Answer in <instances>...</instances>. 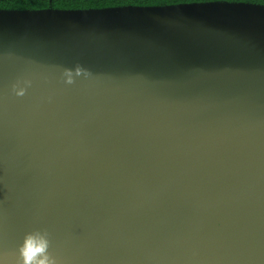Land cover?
<instances>
[{
    "label": "water",
    "instance_id": "water-1",
    "mask_svg": "<svg viewBox=\"0 0 264 264\" xmlns=\"http://www.w3.org/2000/svg\"><path fill=\"white\" fill-rule=\"evenodd\" d=\"M13 84L64 117L91 95L87 127L117 134L17 116L0 136L2 264L35 232L57 264H264V4L0 10V95Z\"/></svg>",
    "mask_w": 264,
    "mask_h": 264
},
{
    "label": "bare ground",
    "instance_id": "bare-ground-1",
    "mask_svg": "<svg viewBox=\"0 0 264 264\" xmlns=\"http://www.w3.org/2000/svg\"><path fill=\"white\" fill-rule=\"evenodd\" d=\"M80 94L81 95H86V94L88 95V92H84V93H80ZM67 95H69V94H67ZM79 98L82 100H75V102L72 106V109L69 112V115L67 117H64L60 113L62 111L60 103L59 104L58 103L52 104L53 108H56L60 111V112H58L54 109L49 108L47 106V104H45V103L39 104V103L31 101L27 98L26 99L16 98L15 94L10 95L9 97H7V99H5L4 97H2V95H0V136H5L8 138L14 137V135L17 131V128H18L17 116H20L22 114H30V115L35 116L37 118H43L44 122L51 120L53 117L64 118L65 120L62 123V128L64 131L76 132V130L78 129V131H77L78 133H76V134H80V135H87L89 133L91 135L103 133L105 136L114 137L117 134L116 131L111 127H106V125H104L105 124L104 122L102 123V126H103L102 130H100L94 126L87 127L86 124H88V123H87V119H86V116L84 115V113H85V111H87V112L92 111L93 112L95 110L94 109L95 108L94 100L92 99L91 95H89L87 98H86V96H80ZM41 99L44 101L43 96H41ZM75 109H80L83 113V117H82L83 124H82V126H79L75 122V121H78V117L73 116V111ZM97 109H98V113L104 112L101 105H97ZM97 140H99V141H97L98 143L103 144V142H105V137L101 136ZM78 145H80V144L76 143L74 147H77ZM4 157H6V153H2V155H1L2 160L4 159ZM72 159H74L77 162V167L73 168V166L71 164H70V167L73 168V170L75 172L83 174L77 157L73 156ZM45 171L46 172H45L44 178L42 176H40V180L41 181L43 180L42 181V187L45 190L48 189L50 191V193H52L54 190H56L55 180L50 178V175H52L53 173L49 169H47ZM9 198L12 201L15 200L11 197H9ZM32 202H34V200H32ZM66 203L69 206L73 205V201H71L70 198H67ZM82 207H85V208L79 209V210H81L82 212H85V213H83V215H81V217H80L81 220L86 219V216L88 218V214L90 215V219H93V217L95 216V212L86 208V207H90V206L85 205ZM53 209H54V207H51V206L47 207L48 212L52 211ZM97 210L100 213H107L108 212V208H106L102 204H99L97 206ZM74 214L77 217H79L78 211ZM78 233H79L81 240H86L88 238V234L86 232L82 233L79 230Z\"/></svg>",
    "mask_w": 264,
    "mask_h": 264
},
{
    "label": "clouds",
    "instance_id": "clouds-1",
    "mask_svg": "<svg viewBox=\"0 0 264 264\" xmlns=\"http://www.w3.org/2000/svg\"><path fill=\"white\" fill-rule=\"evenodd\" d=\"M8 6L10 5L7 0H0V7ZM12 90L17 96L23 94V89L18 90L17 84L12 85ZM49 244L47 233L27 234L23 245L19 249L21 257L17 264H57L56 259L49 254Z\"/></svg>",
    "mask_w": 264,
    "mask_h": 264
},
{
    "label": "trees",
    "instance_id": "trees-1",
    "mask_svg": "<svg viewBox=\"0 0 264 264\" xmlns=\"http://www.w3.org/2000/svg\"><path fill=\"white\" fill-rule=\"evenodd\" d=\"M203 1H225V2H241V3H258L264 4V0H183V3L203 2ZM10 6L0 7V10H47V9H85L99 8L90 7L89 4L98 5L101 0H7ZM132 7V6H125ZM107 8V7H105Z\"/></svg>",
    "mask_w": 264,
    "mask_h": 264
},
{
    "label": "snow or ice",
    "instance_id": "snow-or-ice-1",
    "mask_svg": "<svg viewBox=\"0 0 264 264\" xmlns=\"http://www.w3.org/2000/svg\"><path fill=\"white\" fill-rule=\"evenodd\" d=\"M183 0H101L98 5L89 4L90 7H160V6H175Z\"/></svg>",
    "mask_w": 264,
    "mask_h": 264
}]
</instances>
